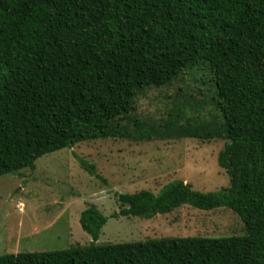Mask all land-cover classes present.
Here are the masks:
<instances>
[{
  "label": "trees",
  "instance_id": "trees-1",
  "mask_svg": "<svg viewBox=\"0 0 264 264\" xmlns=\"http://www.w3.org/2000/svg\"><path fill=\"white\" fill-rule=\"evenodd\" d=\"M196 65L211 72L219 127L179 125L177 114L157 128L132 116L140 92ZM164 126L225 139L218 165L229 186L202 192L174 180L157 193H119L111 218L227 208L244 234L101 246L108 218L90 204L80 215L90 244L0 264H264V0H0V177L83 142L152 139Z\"/></svg>",
  "mask_w": 264,
  "mask_h": 264
},
{
  "label": "rangeland",
  "instance_id": "rangeland-1",
  "mask_svg": "<svg viewBox=\"0 0 264 264\" xmlns=\"http://www.w3.org/2000/svg\"><path fill=\"white\" fill-rule=\"evenodd\" d=\"M215 95L211 72L205 65H196L170 85L140 92L132 116L159 128L170 119L177 121L178 114L179 125L201 129V124L215 122L217 128L221 120ZM199 132L200 136L174 135L164 126L152 139L83 142L41 157L34 171L0 177V256L90 244L91 236L80 225L81 212L90 204L108 218L97 242L101 246L153 238L244 234L239 216L227 208L202 211L182 207L150 220L111 218L119 211V193L142 189L157 193L174 180H183L202 192L229 186V176L218 165L226 140ZM74 154L95 165L101 178L84 171Z\"/></svg>",
  "mask_w": 264,
  "mask_h": 264
}]
</instances>
